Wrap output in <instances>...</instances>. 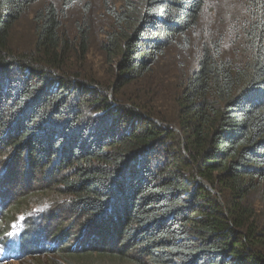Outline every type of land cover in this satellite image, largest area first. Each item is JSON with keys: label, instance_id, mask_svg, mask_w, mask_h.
<instances>
[{"label": "trees", "instance_id": "obj_1", "mask_svg": "<svg viewBox=\"0 0 264 264\" xmlns=\"http://www.w3.org/2000/svg\"><path fill=\"white\" fill-rule=\"evenodd\" d=\"M40 1L0 0V156L53 177L2 205L0 240L35 206L68 202L84 214L92 232L80 238L93 236V247L60 248L66 237L37 251L29 241L39 235L29 229L20 236L21 256L49 253L61 264H264V0H241L249 24L240 45L246 53L236 58L225 53L235 28L223 38L202 28L220 0H103L109 86L73 64L86 63L90 51L85 20L75 35L65 27L82 0H45L34 11L33 43L13 50L15 27ZM110 86L127 113L108 114L117 105L105 98ZM74 88L80 100L72 111L66 97Z\"/></svg>", "mask_w": 264, "mask_h": 264}, {"label": "rangeland", "instance_id": "obj_2", "mask_svg": "<svg viewBox=\"0 0 264 264\" xmlns=\"http://www.w3.org/2000/svg\"><path fill=\"white\" fill-rule=\"evenodd\" d=\"M47 1L51 2L55 0ZM44 3L45 0H41L38 4H36L33 8V11H29L25 15L23 20L15 27L11 37V46L14 51L16 50L23 53L33 43L32 32L34 26L32 21L34 11L35 8L37 9L38 7H41ZM214 7L215 5L210 8L208 16L203 21L202 28L204 27L206 29L208 27L212 30V34L214 36H221L222 38L230 28H235L237 34L235 37H232L229 42L226 43V46L228 47H225V53L227 56L233 58L241 55L239 51L246 53L245 49H243V47H241L240 45L242 43L244 27L246 26V24H249V17L247 11L242 8V1L220 0L216 8ZM67 15L68 16L65 21L67 32L75 35L74 25L76 24V22H82L83 20L86 21L90 30V51L87 62L81 64L74 61L73 64H80V72L85 74V76L93 82L102 83L106 84V86H109V84L112 82V78L111 75H106L107 68L104 66V58L101 46L104 41V33L107 32L110 21L106 17L103 0H82V2H80ZM207 32L208 31L203 30V32H200L199 35H196L193 39L194 43L196 45L201 44L203 41L202 37H205L207 35ZM232 44H236L237 46L229 47ZM190 52L193 53L194 51ZM165 79L166 77L164 78V80ZM164 80L161 79L160 82L164 83ZM73 83L74 82L72 81V83L70 84ZM76 89L77 88H74V90H70V96L66 97L68 106L72 108V111H75L77 109L80 100V93L77 92ZM106 90L107 91L105 92L107 94L105 95V98H107V100L109 99V102L112 103V101H114L112 97H114L117 104L108 114L111 115L114 114V112H118L121 114L124 112L127 113V110L120 109L127 108V105H121L122 103L117 100L114 95V88L110 86L109 88H106ZM158 93H163V88H159ZM122 95L125 97V99H128L130 91L124 94H121V92H119L120 99H123ZM148 99L153 105L155 99L152 97ZM94 101L95 99L90 101V104H93ZM98 110L99 109H96V111ZM73 114L74 113L72 112L69 113L70 116H73ZM74 115H77L76 117H79L81 119L80 121L82 122L86 120L84 117L81 118L80 113L75 112ZM108 119V116L101 118L102 121H106ZM52 177L53 175L47 172V170L44 173H41L34 168L32 169L31 167H29L28 162L20 164V160L16 159L15 156H0V203L3 205L4 203L9 202L8 206H10L12 205V203H15L20 196L29 194L31 192L30 190L33 187H45L50 185ZM44 204L41 205L45 206ZM38 206L39 205L35 206V209L32 208V210H30L32 212L29 211V214L21 215L18 219L17 224L13 226L12 230L15 232V234H20L22 239H24V235L29 229L34 236L37 237V235H39L37 237V240L33 239L29 241V243L34 244V246L32 245V247L37 249V251L45 250L44 252H47L49 251V248L55 246V244L56 246L59 245L56 242L63 243L62 240L66 237L68 242H66V244H62L60 248H72L77 246L78 248L85 249L87 247H93V245L95 244V239L93 238V236H88L86 241L80 238L81 236H84L85 232L87 235L92 232V230L86 224L87 221L84 222V214L77 216V213L69 207L68 202L60 204L58 207L49 206L50 208H42L46 210L38 209ZM41 234H45L44 244L48 242L47 245L40 243L42 239ZM9 235L10 234L0 240V243L5 248L8 247ZM53 237H57L56 240H53ZM114 248L115 247L113 246L110 247V249ZM116 248H118V245L116 246ZM47 254L49 253H39L36 255H31L30 257L26 256L25 253H22L20 260L2 262L0 264H61V261L57 259L58 257H49Z\"/></svg>", "mask_w": 264, "mask_h": 264}, {"label": "bare ground", "instance_id": "obj_3", "mask_svg": "<svg viewBox=\"0 0 264 264\" xmlns=\"http://www.w3.org/2000/svg\"><path fill=\"white\" fill-rule=\"evenodd\" d=\"M20 249H21V251H23V242H21V244H20Z\"/></svg>", "mask_w": 264, "mask_h": 264}, {"label": "clouds", "instance_id": "obj_4", "mask_svg": "<svg viewBox=\"0 0 264 264\" xmlns=\"http://www.w3.org/2000/svg\"><path fill=\"white\" fill-rule=\"evenodd\" d=\"M77 247V246H76Z\"/></svg>", "mask_w": 264, "mask_h": 264}]
</instances>
